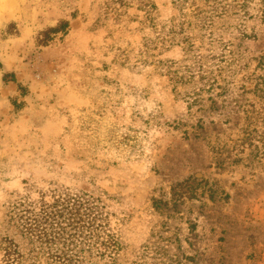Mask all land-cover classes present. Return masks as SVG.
I'll use <instances>...</instances> for the list:
<instances>
[{"label":"rangeland","instance_id":"obj_1","mask_svg":"<svg viewBox=\"0 0 264 264\" xmlns=\"http://www.w3.org/2000/svg\"><path fill=\"white\" fill-rule=\"evenodd\" d=\"M154 1L157 22L185 20L191 54L221 62L200 99L191 84L176 98L157 68L181 45L145 57L157 34L141 17L97 24L103 0H0V239L11 203L64 186L102 195L126 264H264V1L191 0L208 19ZM61 20L67 34L41 44Z\"/></svg>","mask_w":264,"mask_h":264},{"label":"trees","instance_id":"obj_2","mask_svg":"<svg viewBox=\"0 0 264 264\" xmlns=\"http://www.w3.org/2000/svg\"><path fill=\"white\" fill-rule=\"evenodd\" d=\"M172 3L180 11L187 5L195 6L194 18L208 19L204 7L196 2L172 0ZM246 5V2L240 3L238 8L242 11ZM132 8L139 12L129 13ZM157 10L154 0H103L96 21L100 24L102 19H109L111 15L116 20L141 17V23L150 26L157 34L156 38L146 39L145 57L151 55L150 52L158 44L162 48L181 45L185 53L183 60H159L157 68L173 84L171 90L176 98L190 99L189 92L181 93L178 87L191 84L194 88L193 100L200 99L204 91H210L213 83L218 82L215 70L221 62L213 55L212 59L215 60L208 67L203 62V56L191 54L194 48L192 37H177L179 32L176 28L183 30L185 20H180L179 24L175 23V19L159 23L155 19ZM76 14L77 11H74L73 15ZM186 14L182 13L178 19H186ZM68 29L69 21L61 20L55 27L44 32L39 42L45 45L57 34H67ZM221 54H224L223 51ZM168 125L179 127L184 124L178 119ZM153 202V207L157 209L160 208V202L168 204L167 201L155 198ZM107 208L101 194L78 188L52 187L40 191L36 199L29 193L22 195L7 210L0 239L3 251L1 264H126L125 241L120 232L111 227L110 217L113 213ZM131 264L139 262L135 260Z\"/></svg>","mask_w":264,"mask_h":264}]
</instances>
